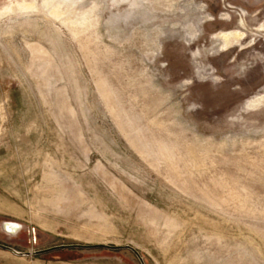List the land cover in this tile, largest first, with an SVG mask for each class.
Here are the masks:
<instances>
[{
	"label": "rangeland",
	"instance_id": "374dc122",
	"mask_svg": "<svg viewBox=\"0 0 264 264\" xmlns=\"http://www.w3.org/2000/svg\"><path fill=\"white\" fill-rule=\"evenodd\" d=\"M0 246L264 264V0H0Z\"/></svg>",
	"mask_w": 264,
	"mask_h": 264
},
{
	"label": "water",
	"instance_id": "95a60500",
	"mask_svg": "<svg viewBox=\"0 0 264 264\" xmlns=\"http://www.w3.org/2000/svg\"><path fill=\"white\" fill-rule=\"evenodd\" d=\"M13 225L18 227V229H17L18 232L21 230V226H19L18 224H14V223L5 224L6 230L8 232L18 233V232H15L13 230ZM0 247L8 249V248L3 247V246H0ZM99 247H101V246H81V245L61 246V247L53 248L51 250H47V251H44V252H39L38 254H42V253H46V252H50V251L65 250V249H93V248H99ZM102 247L110 248V247H107V246H102ZM14 252L17 253L16 251H14ZM26 255L29 256L30 254H26Z\"/></svg>",
	"mask_w": 264,
	"mask_h": 264
},
{
	"label": "flooded vegetation",
	"instance_id": "af4514ba",
	"mask_svg": "<svg viewBox=\"0 0 264 264\" xmlns=\"http://www.w3.org/2000/svg\"><path fill=\"white\" fill-rule=\"evenodd\" d=\"M240 37V39H239V43H237V45L238 44H240L243 40H245V38L247 37V35H246V33L245 32H243L242 33V36H239ZM229 49V48H228ZM227 49V50H228ZM18 227L17 226H15V225H13V230L15 231V232H18Z\"/></svg>",
	"mask_w": 264,
	"mask_h": 264
},
{
	"label": "bare ground",
	"instance_id": "6f19581e",
	"mask_svg": "<svg viewBox=\"0 0 264 264\" xmlns=\"http://www.w3.org/2000/svg\"><path fill=\"white\" fill-rule=\"evenodd\" d=\"M239 36H241V35H238V37H239ZM225 37H227V36H225Z\"/></svg>",
	"mask_w": 264,
	"mask_h": 264
}]
</instances>
